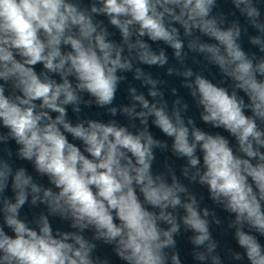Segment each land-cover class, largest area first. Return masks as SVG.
Returning <instances> with one entry per match:
<instances>
[{"label": "clouds", "instance_id": "clouds-1", "mask_svg": "<svg viewBox=\"0 0 264 264\" xmlns=\"http://www.w3.org/2000/svg\"><path fill=\"white\" fill-rule=\"evenodd\" d=\"M231 4L229 15L238 13L244 25L214 13L217 0H92L87 7L83 0H0V144L16 146L0 155V264H113L94 255L99 244L122 264H183L182 226L200 264H264V0ZM243 35L262 55L244 49ZM154 43L172 49L183 70L167 73L184 77L208 130L182 114L181 99L169 110L160 81L136 66L168 64ZM189 52L202 70L185 65ZM210 68L219 80L205 74ZM133 71L151 86L152 101L132 87L133 103L118 109L123 73ZM81 105L113 117L119 111L143 127L73 122L69 107L79 116ZM149 118L186 160L182 175L206 187L230 217L236 247L224 256L210 231L222 224L215 211L201 207L171 168L154 173V149L168 144L154 138ZM29 202L46 211L21 218ZM50 217L70 230L54 229Z\"/></svg>", "mask_w": 264, "mask_h": 264}, {"label": "water", "instance_id": "water-1", "mask_svg": "<svg viewBox=\"0 0 264 264\" xmlns=\"http://www.w3.org/2000/svg\"><path fill=\"white\" fill-rule=\"evenodd\" d=\"M92 0H83V6L87 7L90 5ZM261 10L264 12V5H261ZM235 9L233 8L231 4V0H217V7L214 9L215 12H222L229 21H231L234 18L239 17V14L237 13L236 17H233L229 15L230 13L234 12ZM101 19H103L101 17ZM241 24L244 25L245 22L242 17H239ZM105 23H107V20L105 19ZM110 31L114 34V39L117 41L119 40V33L117 30L112 29L110 27ZM249 32H251V29H249ZM151 43V42H150ZM242 46L244 49L248 52H256V54L262 55L258 49L255 46H252L247 39L246 35L242 36L241 39ZM154 50H159L160 48H165L166 54L168 56V64L159 67V66H147L142 64H137L136 66L141 67L146 73H150L152 77L160 83L156 85L157 89L159 91H162L164 93L163 99L167 101L169 110H171L173 106V102L176 99H181L182 103H186L188 105V109L186 112L182 113L185 117H192L193 119H200V111L201 109L197 106L194 99L190 95V91L188 88L184 87L183 81L184 77L178 76L175 73L172 75H169L167 73L168 67L176 68L180 71H182V67L180 65V62L176 60V58L173 56V51L170 48H167V46L163 45L162 43H154L151 45ZM187 47H185V52H187ZM194 59L199 60V57H196L193 53H188V56L185 58V65L192 67L194 70L200 71L202 70V67L199 63H195ZM39 67V66H38ZM211 74L216 80H219V76L216 73V69L210 68L208 72L205 73ZM124 76H126V79L123 80L119 87L116 94V99L113 101V105L117 107L118 109L121 106H130L133 101L131 98V95L129 93V88H136L137 93H143L147 99L152 101V98L148 96V91L151 86H146L143 84L141 80H136L134 78V71L133 72H127L123 73ZM172 89H176L175 94H173ZM87 99V97H85ZM159 99V97H157ZM154 102V101H153ZM82 109L86 110H93V111H101V112H107L106 109L97 108L95 105L91 107H84L81 105ZM71 108V107H69ZM141 110L139 104H137V111ZM117 114H122L118 111Z\"/></svg>", "mask_w": 264, "mask_h": 264}]
</instances>
